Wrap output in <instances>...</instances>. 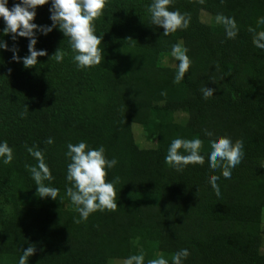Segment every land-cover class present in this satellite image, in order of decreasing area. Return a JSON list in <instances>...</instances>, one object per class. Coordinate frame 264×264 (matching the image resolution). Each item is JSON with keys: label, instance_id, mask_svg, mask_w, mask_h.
<instances>
[{"label": "trees", "instance_id": "obj_1", "mask_svg": "<svg viewBox=\"0 0 264 264\" xmlns=\"http://www.w3.org/2000/svg\"><path fill=\"white\" fill-rule=\"evenodd\" d=\"M152 2L107 0L94 21L104 60L85 69L77 67L58 26L46 35L34 30L35 48L47 55L25 68L29 38L4 35L0 17V40L8 45L0 49V143L14 154L10 164L0 159V264H19L30 245L36 252L28 264H110L141 252L144 264L161 255L172 264L181 249L189 252L182 264H264V49L254 46L248 31L264 30L257 23L264 0H172L169 10L188 13L191 21L167 36L151 23ZM15 3L20 0H8L7 7ZM51 5L37 6L32 22L51 26ZM218 14L235 19L234 39L216 23ZM177 43L191 60L179 84V62L171 55ZM13 46L19 62L12 59ZM58 48L66 53L62 62L50 58ZM205 87L215 90L208 99ZM134 125L151 148L137 144ZM218 137L243 141V158L230 179L208 166L209 140ZM176 138L201 139L205 163L169 167L165 156ZM81 141L103 146L106 158L117 160L106 182L120 179L117 209L76 223L79 213L66 195L65 153L68 143ZM26 146L43 152L54 177L45 184L59 189L57 199L36 194L25 164L37 162ZM211 175L220 176L219 197Z\"/></svg>", "mask_w": 264, "mask_h": 264}, {"label": "clouds", "instance_id": "obj_2", "mask_svg": "<svg viewBox=\"0 0 264 264\" xmlns=\"http://www.w3.org/2000/svg\"><path fill=\"white\" fill-rule=\"evenodd\" d=\"M172 0H153L149 5L151 23L155 26L163 28L165 36L177 32L180 29H187L190 25L191 16L188 13L181 14L179 11H170L169 5ZM198 3L204 4L205 0H197ZM223 3V0H221ZM8 0H0V17L5 22L3 34H12L15 41L17 37L29 38L28 52L22 58L25 68H31L37 65L38 57L46 56V50H37L36 32L38 30L43 34H47L57 27L68 38L73 59L80 69L98 66L104 60L103 50L99 45L103 36L95 34L94 21L103 15L107 0H52L49 9L52 20L51 26H41L33 23L36 16L37 6L48 3V0H20L15 3L11 9L7 7ZM217 24H222L225 28L226 36L234 39L238 29L234 18L218 14L215 18ZM264 24V18L257 22ZM249 32L253 33L252 42L255 47L264 49V30L257 31L255 28L249 27ZM0 49H8L5 41L0 40ZM12 59L19 62L21 57L17 55L18 49L13 46ZM187 48L182 47L179 43L174 44L171 49V55L179 62L178 69L174 77V83L179 84L188 72L191 60L187 55ZM66 53L61 49L50 57L56 62H62ZM49 58V59H50ZM214 89L205 87L201 89L204 99L212 97ZM166 95V92H162ZM26 113H21V116ZM205 135L212 137L213 133L207 130ZM52 138H48L46 143L52 144ZM210 154L208 155V166L212 170H220L222 176L226 179L231 178L232 169H234L242 160L244 155V145L242 140L235 143L228 137H218L210 139ZM203 141L199 138L172 140L165 163L182 171L189 165H203L205 157L200 154ZM27 152L36 160L35 165L26 163L25 168L31 173L32 179L38 186L36 194L41 198L51 197L57 199L59 189L45 184V181H52L51 170L45 162L44 154L36 147H28ZM181 149L184 153L182 154ZM65 155L70 159L67 165L66 180L71 184L66 188V195L70 198L71 204L75 206V210L79 213V219L76 223L87 221L88 217L96 211H115L118 207L116 200L115 184L119 183V177H115L112 182H106L107 170L112 169L117 164V160L107 159L105 156V148L100 146L98 149L89 148L87 143L81 141L77 144L68 143ZM0 159L5 165L10 164L14 159L13 149L5 141L0 143ZM220 179L218 175H211L209 183L217 197L221 195L217 181ZM36 248L30 245L23 250V254L19 258V264H28V258L34 255ZM189 252L187 249H181L172 256V264H182V258H187ZM125 264H144V253L130 256ZM148 264H169L162 255L157 259L148 261Z\"/></svg>", "mask_w": 264, "mask_h": 264}, {"label": "rangeland", "instance_id": "obj_3", "mask_svg": "<svg viewBox=\"0 0 264 264\" xmlns=\"http://www.w3.org/2000/svg\"><path fill=\"white\" fill-rule=\"evenodd\" d=\"M203 19L205 21H211V18L207 15L203 16ZM133 130H134L135 140L141 148H151L153 146L152 143L147 142V140L145 139V136H144V133L141 127L134 125ZM262 230H263V244L261 247V252L264 254V210H263ZM110 264H125V261L112 260Z\"/></svg>", "mask_w": 264, "mask_h": 264}]
</instances>
